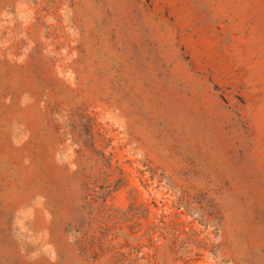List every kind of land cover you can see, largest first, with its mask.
Wrapping results in <instances>:
<instances>
[{"label": "rangeland", "instance_id": "374dc122", "mask_svg": "<svg viewBox=\"0 0 264 264\" xmlns=\"http://www.w3.org/2000/svg\"><path fill=\"white\" fill-rule=\"evenodd\" d=\"M0 264H264V0H0Z\"/></svg>", "mask_w": 264, "mask_h": 264}]
</instances>
